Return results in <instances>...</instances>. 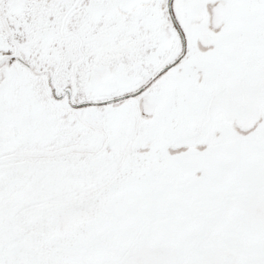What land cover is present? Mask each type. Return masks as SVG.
Wrapping results in <instances>:
<instances>
[{"label": "snow or ice", "instance_id": "obj_1", "mask_svg": "<svg viewBox=\"0 0 264 264\" xmlns=\"http://www.w3.org/2000/svg\"><path fill=\"white\" fill-rule=\"evenodd\" d=\"M0 264H264V0H0Z\"/></svg>", "mask_w": 264, "mask_h": 264}]
</instances>
